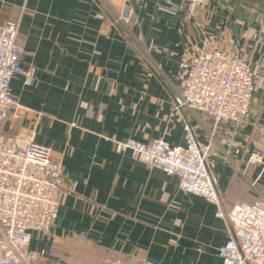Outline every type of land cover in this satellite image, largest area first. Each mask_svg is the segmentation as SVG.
Here are the masks:
<instances>
[{
    "label": "crops",
    "instance_id": "0c3cea01",
    "mask_svg": "<svg viewBox=\"0 0 264 264\" xmlns=\"http://www.w3.org/2000/svg\"><path fill=\"white\" fill-rule=\"evenodd\" d=\"M0 0V21L21 22L37 71L32 85L12 80L19 108L4 130L21 142L49 145L60 162L64 193L49 232H34L43 264H223L220 248L230 210L264 191V0H207L198 17L181 0ZM124 4L137 26L116 20ZM219 48L243 58L258 75L242 126L178 108L184 53ZM18 114V118L13 114ZM210 145L209 168L223 217L205 198L179 188L180 178L151 168L113 140L185 147V126Z\"/></svg>",
    "mask_w": 264,
    "mask_h": 264
},
{
    "label": "built area",
    "instance_id": "2783aa9c",
    "mask_svg": "<svg viewBox=\"0 0 264 264\" xmlns=\"http://www.w3.org/2000/svg\"><path fill=\"white\" fill-rule=\"evenodd\" d=\"M192 17H198L207 0H181ZM173 6V0H165ZM116 20L128 31L138 19L133 7L124 4L116 13ZM21 22L0 21V264H43L42 256L30 245L34 232H49L54 226L64 193L60 162L53 157L49 145L34 138L21 142L4 130L13 110H17L12 80L24 76L30 86L37 69L23 66L29 55L20 32ZM179 79L182 88L177 92L178 108L205 114L214 126L228 121L237 126L245 123L258 75L240 56L219 48L199 49L184 53L180 61ZM13 117L18 118L14 113ZM259 140L264 143V125L258 128ZM185 147H172L164 139L144 144L136 140H113L119 153L133 152L151 168H159L180 178L179 188L205 198L218 208L222 199L215 178L209 168L210 145L202 146L194 128L185 126ZM249 164L264 163V153L255 150ZM256 192L252 204L234 206L228 220L232 226L227 242L220 248L223 264H264V191ZM105 264H130L122 259H108ZM141 264H148L144 261Z\"/></svg>",
    "mask_w": 264,
    "mask_h": 264
}]
</instances>
